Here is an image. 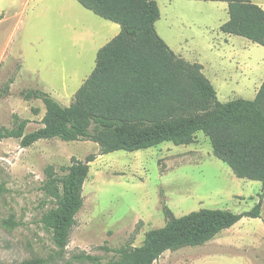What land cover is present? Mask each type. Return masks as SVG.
<instances>
[{
    "label": "rangeland",
    "instance_id": "374dc122",
    "mask_svg": "<svg viewBox=\"0 0 264 264\" xmlns=\"http://www.w3.org/2000/svg\"><path fill=\"white\" fill-rule=\"evenodd\" d=\"M155 1L159 35L178 56L203 66L222 103L255 99L264 47L220 31L229 19L227 3ZM252 1L264 9V0ZM120 32V25L77 0H0V130L14 128L16 116L29 121L26 134L43 127L46 107L25 98L30 90L70 106L94 71L99 50ZM100 154L89 140L55 138L29 148L19 139L0 140V264H105L119 258V249L140 247L147 232L164 227L165 205L176 217L202 209L243 214L255 207L262 190L261 182L238 178L216 158L202 132L190 146L163 143ZM91 155L96 160L90 163L84 207L59 255L42 223L56 207L43 190L46 169L61 177L62 167ZM154 264H264V212L261 218L244 217L203 246L168 251Z\"/></svg>",
    "mask_w": 264,
    "mask_h": 264
},
{
    "label": "trees",
    "instance_id": "16d2710c",
    "mask_svg": "<svg viewBox=\"0 0 264 264\" xmlns=\"http://www.w3.org/2000/svg\"><path fill=\"white\" fill-rule=\"evenodd\" d=\"M97 16L120 25L121 32L97 54L96 67L64 106L41 90L24 94L42 100L46 113L40 129L26 134L28 120L15 117L16 126L2 128L0 140L19 139L22 148L40 140H89L100 155L136 152L163 143L190 146L199 132L209 139L213 154L240 179L262 183L259 201L246 213L202 209L176 217L165 205L166 225L146 233L140 247L121 248L119 258L105 264H154L166 252L203 246L244 217L264 212V82L254 100L222 103L203 66L178 56L157 31L161 11L155 0H77ZM228 4L230 19L220 27L226 35L245 38L264 47V9L252 0H187ZM91 155L73 160L56 176L47 168L43 190L56 207L42 218L63 255L84 207V187ZM7 224L14 226L13 222ZM96 261L95 258H89ZM45 260L19 264H45ZM98 264V263H97Z\"/></svg>",
    "mask_w": 264,
    "mask_h": 264
},
{
    "label": "crops",
    "instance_id": "0c3cea01",
    "mask_svg": "<svg viewBox=\"0 0 264 264\" xmlns=\"http://www.w3.org/2000/svg\"><path fill=\"white\" fill-rule=\"evenodd\" d=\"M227 10H228V8H227ZM228 14H229V11H228ZM229 19H230V16H229ZM229 19H228V20H229ZM228 20H227V21H228ZM227 21H226V22H227ZM226 22H225V23H226ZM222 25H223V24H222ZM222 25H221V26H222ZM225 35H226V34H225ZM263 82H264V76H263L261 79H259V83H258V85L255 86V92H254V94H255V98H256V96H257V94H258V92H259V90H260V88H261Z\"/></svg>",
    "mask_w": 264,
    "mask_h": 264
}]
</instances>
